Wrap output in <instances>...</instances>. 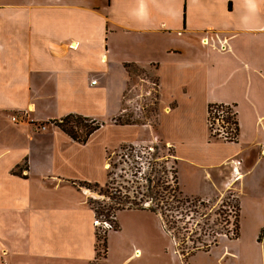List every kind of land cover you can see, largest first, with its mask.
Masks as SVG:
<instances>
[{
  "label": "crops",
  "instance_id": "1",
  "mask_svg": "<svg viewBox=\"0 0 264 264\" xmlns=\"http://www.w3.org/2000/svg\"><path fill=\"white\" fill-rule=\"evenodd\" d=\"M130 43L150 47L149 60L131 56ZM127 64L154 68L159 103L169 109L161 121L184 110L188 156L156 128V141L174 152L181 188L209 203L234 190L239 234L227 241L239 244L244 264H261L244 254L251 252L247 238L258 256L264 251V0L0 1V260L11 252L29 264L94 260L95 212L77 182L97 183L79 179L78 172L106 126L81 144L54 122L69 114L97 119L93 111L108 109L107 122L117 115L132 78ZM166 87L176 92L163 101ZM212 104L235 109L237 142L212 137ZM22 109L46 129L13 123L10 114ZM113 146L102 141L103 170ZM185 159L194 189L182 180ZM72 194L88 206L89 247L79 234V212L71 215L63 204ZM11 237L16 241L9 245ZM142 253L136 247L133 255Z\"/></svg>",
  "mask_w": 264,
  "mask_h": 264
},
{
  "label": "rangeland",
  "instance_id": "2",
  "mask_svg": "<svg viewBox=\"0 0 264 264\" xmlns=\"http://www.w3.org/2000/svg\"><path fill=\"white\" fill-rule=\"evenodd\" d=\"M226 9L228 10V8ZM214 22L215 19L211 21L212 24ZM209 37L211 40H214L211 38V35ZM214 37L216 36L214 35ZM129 47L131 56L139 54L141 57H144L142 58L143 61L149 60L150 54L148 52L151 51L150 47L147 49V46L143 44L140 46L131 43ZM160 56L164 57V55H157L155 58L159 59ZM167 60L169 59L165 61ZM165 69L167 70L168 68ZM130 72L132 78L125 92V97L120 107L121 111L117 115L112 116L108 122L107 119L110 116L111 110L108 109L105 113L93 111V113H97V116H99L96 120L102 124L100 129L105 126L106 128L102 129L98 137L94 138L87 147V150H85L87 158L83 165V170L78 172V178L90 182H99L100 186H105L106 181H108V170H103L102 167L101 144L104 141L110 146L114 145L113 148L117 147L115 148L117 153L109 160L108 167L110 168L112 164V170L115 172L113 186L115 189H121V186H123L122 190L125 191L127 188L128 194L132 198H135V194H137V197L141 199L145 195H142V193L140 195L141 191L145 193V188H140L146 184L144 177H151L154 180L153 184H157L160 180L162 183L167 182V184L172 185L176 175V164L173 159L174 152L166 142L156 141V128L160 125V134L165 135V137L179 146L178 153L188 156L192 151L188 147L187 141L189 138H185V134L190 124L187 122L188 120L184 119V110L178 111L176 115L174 113L172 116H164L162 121L160 120L159 117L163 114L162 112L167 113L169 109L163 108L159 103L157 77L153 67L142 68L133 66L130 68ZM167 84L171 86L172 81H168ZM172 91H175L172 87H166V91L162 93L163 101L171 95ZM82 99L81 107L85 108L87 106V96L83 95ZM229 107L224 106L214 109L210 117L208 114V126L213 138L237 142L239 134L236 125L235 109L230 107V111ZM22 110H28L30 113L29 109ZM16 112L18 111L12 112L10 116ZM89 112L91 111L89 110ZM221 112H223V115L220 116ZM228 116H231V121H226ZM26 121L27 124L35 123L31 115ZM126 122H130L132 123L130 125H136V127L115 126H125L126 124L124 123ZM35 124V127L46 129L47 124ZM109 124H113V126ZM196 125L198 127L197 122ZM222 128H227L230 134L233 133L230 135V138L226 139L222 136ZM138 137L139 139H137ZM135 139H137V142L129 143ZM123 146L124 148L122 149ZM109 153L112 154V151ZM185 160L181 163L182 180L187 189H194L193 186L187 184L189 182L186 178L189 176L190 165ZM122 166H125L123 172L120 170ZM122 175L123 177H121ZM84 184L83 181H79L77 182V187L81 190H87L89 196L87 198L88 203L93 198L98 203L105 202L106 204H111L109 198L100 189L96 190ZM77 198H79L78 194L68 195L65 197L63 204L69 207L68 211L71 215H76L79 212L80 215L75 216L82 224L79 234L83 236L86 247H89L91 232L88 227H90V221L92 220L89 218L88 206L81 202V198L79 200ZM144 200L146 205H152L156 202L146 196H144ZM208 204L207 208H184L185 213L191 209L198 210V212L194 215H188V218L185 220L186 222L180 223L183 233H187L183 226H187L189 229L187 241L185 244L184 242L180 243L186 248L193 245V241L189 239L190 237L195 241L202 240L209 244L217 237V244L220 243V245L212 250L209 251L210 247L191 256H184L178 251L176 240L160 225V217L157 213L140 209H124L120 210L116 214V217H110L108 220H106L107 218L104 215L98 219L95 218V258L90 264H244L245 260H241L239 244L227 241H231L230 238L237 237L235 229L239 221L240 211L234 190H229L223 196L218 197L210 203L208 202ZM73 209L77 213H74ZM192 216L193 218H191ZM96 231L107 237V252L103 245L99 247V253L97 252ZM64 237L65 232L62 234V238ZM250 239L247 238V244H249L251 252L249 251L250 253H245L244 255L249 256L248 258L254 262H258L260 259L261 264H263L264 251L261 256H258V253L261 251L252 249ZM259 239H262V236ZM13 241L15 242L16 239L12 237L6 239L9 245L13 244ZM101 242L103 243V241ZM48 244L51 245L52 243L48 241ZM236 246H238V254ZM136 247H140L143 251L140 258L136 254L133 255ZM132 255L133 257H131ZM127 258L130 259L124 262ZM0 264L29 263L21 255L11 252L7 254L6 259L0 260Z\"/></svg>",
  "mask_w": 264,
  "mask_h": 264
},
{
  "label": "trees",
  "instance_id": "3",
  "mask_svg": "<svg viewBox=\"0 0 264 264\" xmlns=\"http://www.w3.org/2000/svg\"><path fill=\"white\" fill-rule=\"evenodd\" d=\"M126 67L130 72V68L133 66H131V64H127ZM224 106H225L224 104L210 105L208 111L209 117L214 109H219ZM228 109L230 110V107ZM226 121H231V116H228L226 118ZM55 123L72 140L81 144H86L90 139V137L92 136V134H94L102 127V124L98 122L96 119L80 114H69L61 118L60 120H56ZM124 124L130 125L132 123L126 122ZM236 125L239 134V123L237 119H236ZM124 146H126V144H124ZM124 146L122 147V149L124 148ZM116 153L117 152H115L114 156L116 155ZM112 167L113 165L111 164V167L108 169V173H107L108 181L105 184V186H100L98 183L84 182L85 183L84 185H87L90 188L96 190L100 189V191L109 198V201L111 203V204H106L105 202L98 203L95 201V199L93 198L90 199L89 203L95 212L96 219L104 215L107 218L106 220H108V218L110 217H116V214L120 210H124V209H140V210H149L155 212L157 213V215H159L165 230L178 243V251H180V253L184 256H191L192 254L198 251L207 250L211 246L216 245L218 243L217 237H215V239L210 244L205 243L202 240L195 241L190 237L189 239L193 241V245L186 248L183 247L182 244L180 243V242H184L185 244V242L188 239L187 235L189 233V229L187 226H183L186 229L187 233L182 232L180 223L186 222L185 220L188 218L187 217L188 215H194L196 212H198V210L191 209L185 213L184 208L187 207L207 208L209 204L207 201H204L200 198L191 197L185 194V192L182 190L179 184L176 170H175L176 175L174 177V183L172 185L167 184V182L162 183V181L160 182V180L157 182V184H153L154 180L151 177H144V181L146 182V184L142 185L140 188L144 187L145 193H143V191L140 190L141 191L140 195L141 193L142 195L143 194L145 195H143L142 198L139 199L137 197V194H135V198H132L130 194H128L129 191L127 190V188L125 189V191L122 190V188H124L123 186H121V189L119 188L115 189V187L113 186L115 172H113ZM124 169L125 166H122L120 168L122 172L124 171ZM121 177H123V175ZM144 196H146L149 199L155 200L156 202L153 203L152 205L151 204L146 205ZM191 218H193V216ZM235 232L238 236L239 221L237 224V228L235 229ZM96 239H97V246H96L97 252L99 253V247L101 245H103L106 248V252H107V245H108L107 237L96 231ZM101 241H103V243Z\"/></svg>",
  "mask_w": 264,
  "mask_h": 264
},
{
  "label": "built area",
  "instance_id": "4",
  "mask_svg": "<svg viewBox=\"0 0 264 264\" xmlns=\"http://www.w3.org/2000/svg\"><path fill=\"white\" fill-rule=\"evenodd\" d=\"M93 83H96V81H94ZM230 111H231V108H230ZM223 115V112L220 113V116ZM30 116V113L28 110H22V111H18L16 113H14L13 115L10 116V119L13 123H16V124H24L26 123V119ZM222 136H224L226 139L227 138H230V135L233 134L230 132H228L227 128L224 129L222 128Z\"/></svg>",
  "mask_w": 264,
  "mask_h": 264
},
{
  "label": "bare ground",
  "instance_id": "5",
  "mask_svg": "<svg viewBox=\"0 0 264 264\" xmlns=\"http://www.w3.org/2000/svg\"><path fill=\"white\" fill-rule=\"evenodd\" d=\"M89 192V191H88Z\"/></svg>",
  "mask_w": 264,
  "mask_h": 264
}]
</instances>
